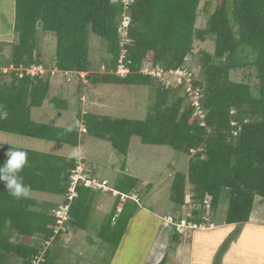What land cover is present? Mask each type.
I'll use <instances>...</instances> for the list:
<instances>
[{"label":"trees","instance_id":"trees-1","mask_svg":"<svg viewBox=\"0 0 264 264\" xmlns=\"http://www.w3.org/2000/svg\"><path fill=\"white\" fill-rule=\"evenodd\" d=\"M201 2L133 0L126 10L124 0H15L14 33L19 40L10 57L0 63V105L9 113L7 119L0 120V134L72 148L82 144L78 127L61 128L32 120V109L42 107L53 90L51 74L20 77L18 71H2L11 66H43L51 70L39 58L38 35L53 33L57 39L53 66L59 71L87 73L86 81L93 86L115 84L155 90V101L142 121L80 114L76 122L85 125L86 135L110 142L125 156L134 136L145 145L168 146L185 154L190 158L188 173L177 174L171 187L175 206L179 210L185 206L189 186L192 202L200 207L192 211L191 221L202 223V215L208 212L205 199H212L216 216L222 193L229 190L227 226L249 223L256 198L264 199V0H213L214 10L204 29L197 28ZM127 11L131 19L130 44L121 45L119 27ZM232 22L238 27L237 34ZM89 31L106 43L108 57H104L106 73L102 75L92 71ZM209 39L214 40V53L198 52L200 75L193 81L202 93L201 121L183 87L168 88L161 79L142 74L141 69L147 62L166 71L183 69L188 65L187 58L194 54L195 42ZM123 49L127 51L124 62L130 70L125 77L111 73L117 70ZM242 69L255 71L257 95L250 82L232 79V73ZM50 102L60 111L69 108L68 102L58 97ZM11 148L27 153L28 163L21 175L24 183L31 186V193L67 198L72 176L79 167L76 158L0 143V164ZM138 184V178L125 175L115 188L121 195L131 196ZM77 193L70 206L67 230L57 232L54 213L59 204L31 197L16 200L0 182V264H14L16 260L20 264H36L38 260V264H55L50 260L49 244L68 236L71 229L87 230L99 197V192L80 182ZM120 201L121 198L99 234L116 248L127 224L140 209L134 201L125 203L113 223ZM15 236L35 243L20 244L13 240ZM173 236V243L181 244L183 235L176 232ZM169 254L159 264H169ZM10 256L13 261H9Z\"/></svg>","mask_w":264,"mask_h":264},{"label":"rangeland","instance_id":"rangeland-1","mask_svg":"<svg viewBox=\"0 0 264 264\" xmlns=\"http://www.w3.org/2000/svg\"><path fill=\"white\" fill-rule=\"evenodd\" d=\"M212 3L213 0H202L197 28L204 29L207 26L208 18L214 10ZM15 18V0H0V47L2 48L0 63L10 57L12 47L19 40L14 33ZM232 25L237 34L238 27L234 22H232ZM88 38L91 61H93L92 71L102 75L105 72L103 69L104 61H106L104 57H108L105 54L106 46L104 44L106 43L92 34L91 31L88 32ZM120 38L122 39L121 45L130 44V40ZM38 44L39 58L47 66H50V69L53 68V59L57 50L56 35L41 32L38 35ZM201 50L214 53V40L209 39L205 43L195 42L194 54L192 57L187 58L188 65L185 67L192 71L194 75L199 73L198 52ZM147 63L149 66L152 64V62ZM85 74L82 73L81 75L86 77ZM254 75V70L242 69L233 72L232 79L237 82H250L254 95H257ZM81 78L83 77L80 76L77 79L74 75L64 77L61 74L53 76V90L42 107L32 109V120L69 129H76L79 125L76 122L78 116L85 113L115 119L127 118L142 121L146 119L149 109L155 101V90L152 87H124L115 84L93 86L84 79L82 82ZM69 79L71 82L68 81ZM168 79L173 81V78ZM54 97L66 100L69 108L64 111L56 109L50 102ZM0 143L42 153L74 157L79 162L82 160L83 164L87 165L91 177H96L100 181H108L106 191H96L99 192L97 201L100 200L101 205L99 206L98 202L94 205L88 229H71L68 236L56 243L49 244V249L52 252L50 260L55 264H125L126 260H132L129 264H141L151 246L153 248L152 252L159 251L158 242L160 244L166 243L165 249L169 246V234L170 232L173 234L175 231L168 226V217L173 214L178 215L181 210L183 218H187L193 210L200 208L199 205L192 202L189 186H187L186 204L180 210L171 200V187L174 178L177 174L188 173L190 158L168 146L145 145L139 137L134 136L130 139L128 155L125 156L115 150L110 142L85 134L82 136V144L79 148L5 133L0 134ZM125 175L138 178L140 181L135 194L131 195L132 199L127 198L125 202L120 201L119 207L123 209L125 203L134 201L140 206V209L136 212L133 220H130L127 224L123 239L119 247L116 248L103 240L99 234L102 227L107 224L112 212L114 213L116 204L120 200V197L115 196L118 192L115 186ZM118 194V196L121 195L120 192ZM30 197L36 198L40 202L48 201L56 204H62L64 201V198L34 192L30 194ZM229 206L230 191L224 190L217 215L215 216L213 211L210 212V217L214 218L216 226L212 229L188 230L182 238L184 243L188 240L187 246L184 243L181 246H179L180 244L175 245L172 240L171 246L174 249L170 252L169 264H183L186 262V257L181 258L179 254L177 255V251H184L185 254L183 253L182 256L189 252L191 244L195 241V236L191 237L192 234L195 233L196 235L201 232L206 234L209 230L227 227L226 216ZM249 224L260 226L264 230V199L261 197L256 198ZM242 228L237 225V231L229 234L227 242L224 244L236 243ZM155 230H158L157 235L153 233ZM252 231L253 228L250 231L251 237H255L252 240L253 252L249 246L245 247V252L249 254L247 251L249 249L252 252L251 257L253 259L258 253L259 256L264 253V246L262 247L264 238L260 236L262 232L257 234L256 231L257 236H254ZM13 240L26 245H34L35 243L34 240L26 237L15 236ZM243 244L244 239L240 242V245L243 246ZM198 245L201 246V243H198ZM241 248H238L236 253L228 259L227 254L224 253L225 246L220 247L217 255L215 254L213 263L242 264V258L233 259L234 256L239 255ZM256 248L259 249L258 252L254 251ZM165 249H160V251L164 252ZM192 250H195V248L193 247ZM13 259L14 257H9V261H13ZM245 259L248 260L249 256ZM38 261L36 264H38ZM149 261H151L149 258L145 260L150 264ZM153 262L154 260L152 264ZM14 264H20V261L16 260Z\"/></svg>","mask_w":264,"mask_h":264},{"label":"built area","instance_id":"built-area-1","mask_svg":"<svg viewBox=\"0 0 264 264\" xmlns=\"http://www.w3.org/2000/svg\"><path fill=\"white\" fill-rule=\"evenodd\" d=\"M133 2V0H124L125 8L126 10L129 9V5ZM131 24V19L128 15V11L125 13L121 25L119 27V34L120 37L123 39H128V29ZM122 40V39H121ZM128 44V43H126ZM125 45V44H124ZM126 49H123L122 55L119 60L118 68L115 72V74L125 77L130 73L129 68L126 66L124 59L126 56ZM105 70V68L103 67ZM3 73H9V72H19V76L23 77L24 74L31 75V76H40L43 77L47 74H51L52 76H56L60 72L57 70L56 67H53L52 70H48L44 68L43 66H32L30 68L21 67L19 69H16L15 67L11 66L10 68H3ZM142 74L149 75L153 78L161 79L168 88H178L183 87L184 93L189 96L190 104L195 108V115L202 121L204 119V113L201 108L200 100L202 99V93L200 88H196L193 85V81L196 79V77L199 75V73L194 75L192 71H190L187 68H179L175 70L166 71L161 68V66L154 65L153 63L151 66L148 65V63H145L141 69ZM62 75L65 77H69L71 75L70 72H62ZM84 77V75H81ZM168 78H173V81H170ZM235 125V123H234ZM81 131L83 133L86 132V129L82 124H80ZM83 183L86 188L92 189L94 191H106L108 189V181H100L95 177H90L85 173L84 167H79L72 176V181L70 184L69 192L67 194L66 203L60 206V208L55 212L56 219H57V232L59 230L66 231V224L70 220L69 217V210L71 203L74 201V199L78 196L77 193V187L78 183ZM118 196V192H116ZM121 201L125 202L127 198L132 199V196L128 195H120ZM211 198L207 197L204 202V208L208 211L202 215V223H197L194 221H191L193 219V214L191 213L187 218H181L178 214H173L170 217H168V226H172V230H174V233H179L184 235L188 230H204L206 228L212 229L216 225L213 222L212 218L210 217V212L212 211L211 206ZM68 201V202H67ZM122 211V208H118L117 214L113 217L112 222L115 223Z\"/></svg>","mask_w":264,"mask_h":264},{"label":"crops","instance_id":"crops-1","mask_svg":"<svg viewBox=\"0 0 264 264\" xmlns=\"http://www.w3.org/2000/svg\"><path fill=\"white\" fill-rule=\"evenodd\" d=\"M83 165L85 166V168H87L86 174L91 176V173H90L87 165L86 164H83ZM139 181H140V179H139ZM96 202H98L99 206L101 205L100 200L99 201L96 200ZM59 205H61V204H59ZM247 224L248 225L245 224V226L244 225L241 226L243 228L241 229V232H239V235H238L239 238H238L237 242L231 243L228 245H226L224 243L227 242V238L229 237V234L234 233V231H237V226H227V227L217 228L216 230H209L206 234L202 233L201 231H200L201 233H197L196 235L194 233V234H192L191 237L195 236V239H194L195 241L191 244V248H190L189 252L186 253V255L182 256V254L183 253L185 254V252L178 250L177 255L179 254V256L181 258L186 257V262H184L183 264H214L213 260L215 258V254L217 255L220 247L222 248L223 246H225L224 253H225V255L227 254L228 259L236 253L238 248L242 247L240 249L239 255L234 256L233 259H236L237 257L242 258L243 259L242 264H264V253L261 256H259V253H258V255H256L253 259L251 257L252 252H253L252 240L255 237H251V235H250V231L253 228L252 232H253L254 236H257L258 232H262L260 234V236L264 238V230H262V228L260 226H257L255 224H249V223H247ZM254 230H255V232H254ZM256 231H257V234H256ZM153 233H155V235H157L158 230L153 231ZM169 235H170V238L167 237L170 240L169 246L166 247V249H165V246L167 244L164 242L160 244L158 242V248H159L158 252H152L153 248L151 246V248L147 251V254H149V255L145 254L144 260L141 264H148L147 262H145V260L147 258H149V260H151V261H149L150 264H152L153 260H154L153 264H159V262L168 254V252L170 253L171 250H173L171 248V242H172L174 236H172L173 234H171V232ZM243 239H244V244L242 246V245H240V242H242ZM68 241H69V239H68ZM182 243H184L183 239H181V244L179 246H181ZM198 243H201V246H199ZM184 244L188 245V240H186ZM247 246H249L252 250V252H250L249 249L247 250L249 252V254H246V252H245V247H247ZM263 246H264V243H263L262 247ZM193 247L195 248V250H192ZM163 248L165 249L164 252L160 251V249H163ZM258 250L259 249L256 248L254 251L258 252ZM247 256H249L248 260L245 259V257H247ZM131 261L132 260H126L125 264H129Z\"/></svg>","mask_w":264,"mask_h":264},{"label":"clouds","instance_id":"clouds-1","mask_svg":"<svg viewBox=\"0 0 264 264\" xmlns=\"http://www.w3.org/2000/svg\"><path fill=\"white\" fill-rule=\"evenodd\" d=\"M121 55H120V57H121ZM104 68H105V65H104ZM59 72H60L59 74L62 75V71H59ZM70 73H71V75H78L79 77L82 74V73H76V72H70ZM104 73H106V69H105ZM111 73H113V72H111ZM85 75L87 77V73ZM86 77H83L82 79L86 80ZM52 78H53V76H52ZM68 81H70V79ZM86 114L87 113L81 114V115L84 116ZM8 115H9V113L6 110V108L3 105H0V120L7 119ZM80 124H82L85 129H86V127L83 123H79V125H77V127L80 130V133L83 134L82 136H84V134L86 135V133H87V129H86V132L83 133L81 131ZM6 156H7V159L3 162V164H0V182H2L4 184L6 191L8 192V194L11 197H13L16 200H22V199L26 200L30 197V194L32 191L31 186L24 183L23 176L21 175V173L23 172L24 168L27 166V163H28L27 153L25 151H22V150H13L11 148L6 153ZM79 167H84L85 173H86V168L83 165L82 160L79 162ZM116 197H118V196H116ZM65 201H66V199L63 201V203L61 205H63ZM60 206H59V208H60ZM66 230H67V226H66ZM191 231H195V230H191Z\"/></svg>","mask_w":264,"mask_h":264}]
</instances>
